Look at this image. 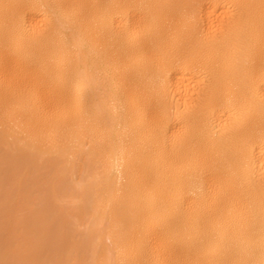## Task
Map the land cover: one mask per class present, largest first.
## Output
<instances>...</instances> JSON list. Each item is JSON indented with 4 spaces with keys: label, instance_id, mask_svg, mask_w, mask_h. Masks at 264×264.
Masks as SVG:
<instances>
[{
    "label": "bare ground",
    "instance_id": "6f19581e",
    "mask_svg": "<svg viewBox=\"0 0 264 264\" xmlns=\"http://www.w3.org/2000/svg\"><path fill=\"white\" fill-rule=\"evenodd\" d=\"M0 264H264V0H0Z\"/></svg>",
    "mask_w": 264,
    "mask_h": 264
},
{
    "label": "rangeland",
    "instance_id": "374dc122",
    "mask_svg": "<svg viewBox=\"0 0 264 264\" xmlns=\"http://www.w3.org/2000/svg\"><path fill=\"white\" fill-rule=\"evenodd\" d=\"M63 159H65V156L63 157Z\"/></svg>",
    "mask_w": 264,
    "mask_h": 264
}]
</instances>
